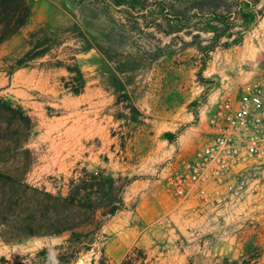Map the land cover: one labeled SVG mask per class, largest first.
I'll use <instances>...</instances> for the list:
<instances>
[{
	"label": "rangeland",
	"instance_id": "obj_1",
	"mask_svg": "<svg viewBox=\"0 0 264 264\" xmlns=\"http://www.w3.org/2000/svg\"><path fill=\"white\" fill-rule=\"evenodd\" d=\"M39 27L55 59H28ZM262 77L264 0H32L0 45V173L16 179L0 194L17 200L0 208V264L72 244V264H120L116 240L138 236L134 264H264V160L186 199L161 180L206 141L214 98Z\"/></svg>",
	"mask_w": 264,
	"mask_h": 264
},
{
	"label": "built area",
	"instance_id": "obj_2",
	"mask_svg": "<svg viewBox=\"0 0 264 264\" xmlns=\"http://www.w3.org/2000/svg\"><path fill=\"white\" fill-rule=\"evenodd\" d=\"M205 134L191 158L170 161L161 171L163 185L178 199L207 182L227 180L251 160H264V77L238 94H218L208 108Z\"/></svg>",
	"mask_w": 264,
	"mask_h": 264
},
{
	"label": "trees",
	"instance_id": "obj_3",
	"mask_svg": "<svg viewBox=\"0 0 264 264\" xmlns=\"http://www.w3.org/2000/svg\"><path fill=\"white\" fill-rule=\"evenodd\" d=\"M31 2L32 0H0V45L5 41L12 38L23 26H25L31 15ZM46 32L43 27H39L33 30L28 37V43L31 46V50L28 52V59L33 60L35 58L49 56L51 59H55L56 55L52 53V50L57 47L58 42L50 38L39 39L38 36L41 33ZM38 39V40H37ZM36 41V42H35ZM84 43H87L84 40ZM93 46L86 44L74 51V53H81ZM51 67H64L68 74L71 82L75 83L76 88H72V93L74 95L79 94L83 89V78L81 72L77 68H72L70 66L62 65V61L55 60L53 63L49 64ZM72 85V84H70ZM67 87H70L67 85ZM5 180L11 183H15L16 179L10 176H4L0 173V181ZM25 191H28V186H25ZM33 191V190H32ZM6 197L9 199L6 200ZM8 203L10 206H15L17 203L16 196L14 194H6L1 192L0 194V208ZM114 212H111L113 215ZM1 215V212H0ZM0 219V225L2 224ZM68 243H71L68 240ZM52 249L43 248L36 253V257L40 260L37 264H72L76 258L79 251L77 246L73 244L68 247L65 252H58L57 254H51ZM71 252V253H70ZM135 254H142V251L137 247H133L130 251L126 253L122 262L120 264H134L135 260L133 256ZM46 255L47 258H43ZM99 264H107V260L103 258Z\"/></svg>",
	"mask_w": 264,
	"mask_h": 264
},
{
	"label": "crops",
	"instance_id": "obj_4",
	"mask_svg": "<svg viewBox=\"0 0 264 264\" xmlns=\"http://www.w3.org/2000/svg\"><path fill=\"white\" fill-rule=\"evenodd\" d=\"M138 216H139L140 220L145 222V217H144L143 210H140L138 212ZM138 235H139V233L135 237H137ZM136 239L135 238L125 237V238H120V240H116V242H115L116 247H115V249L111 250V252H110L111 253V257L114 260H117V259H120L123 256H125L126 255V249L128 247L132 246L133 244H135L137 242Z\"/></svg>",
	"mask_w": 264,
	"mask_h": 264
}]
</instances>
